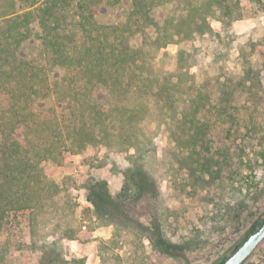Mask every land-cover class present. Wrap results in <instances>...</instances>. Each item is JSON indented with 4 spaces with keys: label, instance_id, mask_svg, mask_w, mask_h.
Instances as JSON below:
<instances>
[{
    "label": "trees",
    "instance_id": "1",
    "mask_svg": "<svg viewBox=\"0 0 264 264\" xmlns=\"http://www.w3.org/2000/svg\"><path fill=\"white\" fill-rule=\"evenodd\" d=\"M240 5L0 0V238L6 228L25 224L29 243L19 249L24 264H85L68 260L59 247L64 239L91 237L81 235L85 226L63 223L77 206L71 196L76 181H59L54 172L66 153L84 154L89 147L124 155L127 162L115 195L104 180L83 184L93 229L112 226L110 247L127 249L116 256L118 264H154L152 253H194L222 241L231 224L254 220L262 192L248 182L264 169V65L253 67L243 56L230 89L219 57L193 71L199 52L191 47L198 36L214 34L210 18L230 26ZM115 9H123L118 19H100ZM135 36L141 45L132 44ZM171 43L178 46L173 72L155 61ZM152 101L171 146L160 162L162 178L182 202L211 208L201 217L208 227L188 229L186 214L173 208L170 192L147 169L154 150L141 124ZM0 264H10L6 249L0 248Z\"/></svg>",
    "mask_w": 264,
    "mask_h": 264
},
{
    "label": "rangeland",
    "instance_id": "2",
    "mask_svg": "<svg viewBox=\"0 0 264 264\" xmlns=\"http://www.w3.org/2000/svg\"><path fill=\"white\" fill-rule=\"evenodd\" d=\"M240 2V10L236 13L237 19L230 26H223L220 21L210 18L209 22L213 27L214 34L198 36L191 44V47L199 52L198 64L193 71L196 73L204 71L205 67L215 57H219L225 65L222 80L230 89L235 88L243 68V56L252 62L253 67L255 64H261L262 67L264 65V0H240ZM122 10L115 9L110 13H101L100 19L106 21L118 19ZM71 16L72 20L70 19V21L76 22V15L71 13ZM131 42L134 45H141L142 37L135 36ZM177 50L178 46L171 43L156 54L155 61L166 71L173 72L176 66ZM262 77L264 84V69ZM262 91L264 92V88ZM164 122L165 119L158 113L152 101V108L141 124L151 143V148L154 150L153 155L147 159V169L152 177L158 178L163 191L168 192V183L162 178L163 170L160 166L163 153L171 148L170 142L167 140L168 134ZM126 166L127 162L124 155L107 152V149L103 147H89L84 154L70 152L64 155L62 165L54 172V175L59 181L65 176L74 178L76 182L71 188V196L77 202V206L62 220L63 223L68 222L75 228L81 227V225L85 226L81 235L91 237L89 242H83L79 239L62 240L59 247L63 248L68 260L77 258L84 260L85 264H118L116 256L126 254L127 249L125 248L116 247L112 249L110 247L114 230L112 226H100L93 229L92 208L85 200L86 193L83 185L89 179L104 180L108 184L110 193L115 195L123 185ZM248 183L249 185H258L262 192L261 199L254 207V220L246 217L239 224H231L222 241L194 253L172 251L169 255L159 256L154 253L151 254L150 244L146 241L152 263L215 264L224 253L239 243L252 223L264 219V169L255 172ZM169 192L171 199L168 197V200L174 206L173 208L182 209L183 213L186 214V227L188 229L197 225L208 227V225H204L201 217L209 215L210 207H205L199 203L182 202L180 198L176 197L177 193L173 189H170ZM174 240L178 239L174 238ZM28 243L29 233L24 223L14 228H6L0 238V248L7 250L10 264H24L19 249L27 247ZM218 252L220 253L218 254ZM263 259L264 242L245 264H253L258 260L263 262Z\"/></svg>",
    "mask_w": 264,
    "mask_h": 264
},
{
    "label": "water",
    "instance_id": "3",
    "mask_svg": "<svg viewBox=\"0 0 264 264\" xmlns=\"http://www.w3.org/2000/svg\"><path fill=\"white\" fill-rule=\"evenodd\" d=\"M264 242V219L257 223L249 235L224 253L215 264H245Z\"/></svg>",
    "mask_w": 264,
    "mask_h": 264
}]
</instances>
